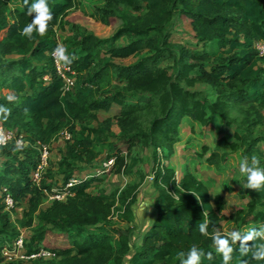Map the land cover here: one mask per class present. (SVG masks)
<instances>
[{"label":"trees","instance_id":"trees-1","mask_svg":"<svg viewBox=\"0 0 264 264\" xmlns=\"http://www.w3.org/2000/svg\"><path fill=\"white\" fill-rule=\"evenodd\" d=\"M15 2L18 6L12 7ZM77 2L48 0L55 29L78 6ZM103 2L92 16L106 26L113 21L118 26L111 37L100 39L71 25L73 36L66 42V49L76 57L71 67L77 78L73 88L66 91L52 58L59 45L55 30L50 25L44 36L35 34L32 40L19 35L32 20L24 0H0V105L11 110L0 124L23 134L28 141L19 149L15 143L0 149V264H4L1 255L20 237L6 208L7 194L14 208L26 205L24 225L34 227L25 253L31 255L44 247L55 254L51 259H33L37 264H124L128 255L127 264H181L177 254H187L193 245L212 253L213 258L205 256L203 264H223L211 234L218 230L228 235L223 225L225 201L221 195L213 198L209 186L192 171L187 170L178 179L175 168L160 159L168 160L174 154L185 119L209 127L218 117L226 126L234 127V132L232 140L218 139L215 150L206 158L207 164L222 170L229 157L241 153L243 158L257 156L259 166L264 168V57L256 47L264 40V0ZM176 21L188 22L196 41L194 47L173 41ZM123 39L126 43L121 42ZM134 57L138 61L128 66L114 62ZM164 63L174 72L170 73L171 68ZM45 77H49L48 82ZM114 82L122 86L109 91ZM197 84L209 86L212 95L192 91ZM9 96L16 99L9 102ZM113 105L122 109L117 118L118 135L112 132L111 119L92 127L98 122L97 113L108 112ZM240 106L243 117L238 120L231 116V110ZM65 130L71 140L64 138L58 179L48 172L49 161L38 187L33 174L40 162L39 147L48 145L51 152ZM111 138L123 142L129 152L137 146L152 148L157 164L152 174L155 218L136 247L131 225L136 219L134 206L142 174L138 183L110 195L104 190L97 195L90 193L100 179L83 177L72 189V197L43 207L45 190L60 189L71 179H78L81 165L93 166L105 151L107 160L115 159L114 171L132 172L138 161L128 165ZM159 150L163 152L161 157ZM202 150L200 157L204 158L209 148L203 146ZM243 181L246 184L245 176ZM245 194L249 199L246 207L233 221L240 228L258 231L264 226V190L245 187L243 198ZM205 220L208 236L201 235L198 228ZM53 234L64 237L69 247L47 242ZM233 247L237 250L231 264H240L241 260L264 264L251 255L241 257L239 244Z\"/></svg>","mask_w":264,"mask_h":264},{"label":"rangeland","instance_id":"rangeland-1","mask_svg":"<svg viewBox=\"0 0 264 264\" xmlns=\"http://www.w3.org/2000/svg\"><path fill=\"white\" fill-rule=\"evenodd\" d=\"M78 6L69 12L62 20L61 25L55 29L54 37L57 39L58 43L63 47H67L66 42L73 36V31L71 25H74L75 29H83L90 33H93L100 39L109 38L114 33L118 23L113 21L110 26H106L101 22L95 20L92 16L96 7H101L104 2L103 0H78ZM18 6V3L15 2L12 7ZM173 41L178 44L185 45L187 47H194L196 41L193 38V33L190 25L187 21L178 22L174 24L172 29ZM126 43V39L121 41ZM71 50V49H70ZM213 51V50H212ZM138 61V57L125 59V60H114L115 63L120 65H131ZM164 66H168L166 63ZM172 65V64H171ZM170 73H173L174 70L172 66ZM77 78V72H76ZM122 84H117L114 82L108 88L109 91H115L117 87H121ZM192 91H204L209 95H212V91L209 86L205 84H197L194 88H191ZM146 96H148L146 94ZM131 101L135 99L130 98ZM240 107L233 108L231 110V116L238 120L242 119L243 115L240 112ZM244 108L247 106L243 105ZM121 107L113 105L111 110L108 112H98V122L92 125L96 126L98 123L111 119L113 122L112 132L116 135L120 133V128L117 125V118L120 116ZM149 117H146L148 120ZM147 125V122L145 123ZM80 128V126L78 127ZM261 131H264V124L261 128ZM234 132V127H228L224 124L222 120L218 117L213 119L212 124L209 127H201L197 124L191 122L190 119H185L182 123L181 130V140L174 147V154L170 158L165 160L162 150L158 151L161 161L166 165L172 166L176 170L178 179L184 175L187 170L192 171V173L201 181L206 183L209 188L213 198L217 195H221L225 201V210L223 214L225 219L223 221L224 229L226 233L230 234L233 231H238L241 233L247 232L251 227H238V224L233 221L237 212L244 209L248 202V197L245 194L243 198L242 193H244V181L243 174L239 171V162L243 159L241 153H235L229 157L228 161L224 164L222 170L214 166H210L206 162L211 153L215 150L216 143L219 138L226 137L228 140H232V135ZM112 142L117 145L119 150H122V155L126 159L128 165L132 164L133 160H137V166L134 167L131 173H126L123 170L120 173H117L113 169L109 170L103 174H95L97 170L103 169L104 164L109 161L107 160V151H105L100 158L94 162L93 166L87 164L81 165V172H79L78 179H82L87 176H94L97 179H100V182H97V187L90 189V193L97 195L99 190H104L106 194L110 195L115 192L122 191L127 185L135 184L140 181V174L144 176L143 182L140 186L138 193V201L134 206L135 213V222L131 225L134 230V235L132 238L133 246H138L140 244L141 238L144 232L149 228L150 224L155 218L154 210V198L156 196V191L152 185V174L153 169L156 167V162L154 161V151L150 147L137 146L132 151L127 150V146L123 142H119L116 138H111ZM203 146L209 148V152L204 158H201L200 155L203 153ZM22 147V146H21ZM65 147V141L63 136L52 145L50 167L48 172L55 175L54 179H58V163L62 157V151ZM264 150V145L262 146ZM97 175V176H96ZM100 186V188H99ZM228 188H231L232 191H229ZM48 206L47 203L43 207ZM26 210V205L16 207L9 210L11 214L12 221L17 226V229L20 233V237L24 238L26 247L30 244L31 236L33 235L34 227H27L24 225V211ZM114 220H117L116 214ZM37 224V222H35ZM119 225L125 226L124 222H120ZM50 242L52 246L57 247H69V243L66 239L58 234H53L48 237L47 242ZM43 247V245L41 246ZM44 248V247H43ZM26 250V248H25ZM24 250V251H25ZM4 259V264H37L36 260L22 259L19 257H6L4 254L1 255ZM130 255L125 259V263L129 259Z\"/></svg>","mask_w":264,"mask_h":264},{"label":"clouds","instance_id":"clouds-1","mask_svg":"<svg viewBox=\"0 0 264 264\" xmlns=\"http://www.w3.org/2000/svg\"><path fill=\"white\" fill-rule=\"evenodd\" d=\"M24 5L27 9V14L32 17V20L19 31V35L32 40L35 38V34L44 36L50 25L55 30L56 26L53 24L55 17L49 7L48 0H24ZM53 56L57 63H62L65 67L71 66L76 59L74 54L69 55L67 49L61 45L54 49ZM15 99L13 96L8 97L9 102ZM10 114L11 110L9 108L0 105V119L6 121ZM6 146L5 138L0 136V149ZM20 146L21 141H17L16 148L19 149ZM259 164V158L255 155L250 159L249 157H244L239 162V171L246 177L247 181L244 187L256 192L264 190V168H261ZM204 214L206 215V213ZM207 225V220L198 225L201 235H209ZM211 238L216 253L222 257L223 264H231L233 253L237 250L233 245L236 244H239V255L241 257L251 255L256 261H264V226L258 231L255 228H251L245 233L233 231L227 236L219 234L218 230H214ZM177 255L181 260V264H203L205 256L209 260L213 258L211 252L206 254L194 245L188 250L187 254L180 252ZM240 264H245V261L241 260Z\"/></svg>","mask_w":264,"mask_h":264},{"label":"built area","instance_id":"built-area-1","mask_svg":"<svg viewBox=\"0 0 264 264\" xmlns=\"http://www.w3.org/2000/svg\"><path fill=\"white\" fill-rule=\"evenodd\" d=\"M256 47L259 52V55L261 57H264V40L259 41ZM52 58L55 63L57 75L64 80L66 91H70L76 82V71L73 70L71 66L65 67L62 63H57L56 60L54 59L53 53H52ZM44 81L48 82L49 77H45ZM61 135L63 136V138H65V140L67 141L71 140V134L67 130L61 132L60 136ZM0 136H3L5 138L7 145L11 143L16 144L17 141H21V146H27L28 144V141L26 140L23 134H17L13 131L7 130L2 124H0ZM39 151H40L39 166L35 171V173L33 174V182L38 187H40L41 181L43 179V174L49 166V161L51 156L50 147L48 145H41L39 147ZM114 165H115V159H110L104 164L103 169L97 170L95 174L100 175L106 173L109 170H111L114 167ZM152 181H153V177H152ZM80 182H81L80 179L73 178L63 188L60 189L52 188L50 190H45L44 191V195L46 196L45 203L49 204L54 201H59V202L66 201L69 197H72L74 195L72 189ZM4 192H7V190L5 189ZM5 202H6L7 210H11L15 207V203L9 194H7ZM24 250H25L24 238L19 237L17 241L14 243L13 247L7 249L4 252V255L6 257H19L28 260H33L37 258L51 259L55 256L54 253L44 248L39 249L37 253H33L31 255H27Z\"/></svg>","mask_w":264,"mask_h":264}]
</instances>
